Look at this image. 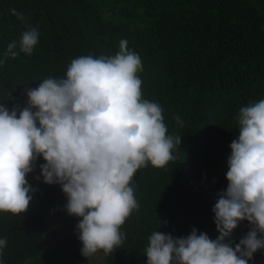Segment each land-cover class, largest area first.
<instances>
[{
  "label": "trees",
  "instance_id": "16d2710c",
  "mask_svg": "<svg viewBox=\"0 0 264 264\" xmlns=\"http://www.w3.org/2000/svg\"><path fill=\"white\" fill-rule=\"evenodd\" d=\"M29 27L39 33L32 54L17 46V57H4ZM122 39L141 58L143 98L162 107L168 134L181 137L175 160L135 173L139 209L120 229V248L99 251L106 264H147L155 230L174 238L193 228L213 240L219 235L213 207L228 185L230 144L239 136L235 117L264 99V0H0V104L26 107L27 89L63 78L76 57L114 55ZM43 163L38 157L27 175L35 189L27 212H0V238L7 240L0 264H91L81 254V218L67 214L59 184L43 182ZM47 213L70 230L52 247ZM239 240L232 232L225 242L235 247ZM248 264H264V249Z\"/></svg>",
  "mask_w": 264,
  "mask_h": 264
},
{
  "label": "clouds",
  "instance_id": "9594fccd",
  "mask_svg": "<svg viewBox=\"0 0 264 264\" xmlns=\"http://www.w3.org/2000/svg\"><path fill=\"white\" fill-rule=\"evenodd\" d=\"M38 38L29 27L8 44L4 57L31 55ZM142 68L139 54L122 39L114 55L76 57L63 78L48 77L27 89L26 107L0 104V212H27L35 191L27 175L42 157L43 182L59 184L67 214L81 218V254L110 255L120 248V229L139 209L135 173L149 164L166 166L181 144L180 136L168 134L162 107L143 98ZM235 120L239 136L230 144L228 185L213 207L218 237L195 228L179 238L155 230L144 252L147 264H248L264 249V99L241 107ZM243 220L252 227L232 247L225 240ZM6 244L0 238V256Z\"/></svg>",
  "mask_w": 264,
  "mask_h": 264
},
{
  "label": "rangeland",
  "instance_id": "374dc122",
  "mask_svg": "<svg viewBox=\"0 0 264 264\" xmlns=\"http://www.w3.org/2000/svg\"><path fill=\"white\" fill-rule=\"evenodd\" d=\"M47 222H48V228H47V234L46 238L48 241L49 247L54 246L56 243L59 242V240L66 235L70 230L69 228L64 224L63 220L56 216L53 213H47L46 214ZM251 225L247 223L245 220L239 222L238 226L233 230L235 236H237L239 239L246 236L248 231L251 229ZM260 234L258 233V236ZM261 249H259L257 252L253 254L256 255ZM91 264H106L104 259V254L97 252L94 256H91Z\"/></svg>",
  "mask_w": 264,
  "mask_h": 264
}]
</instances>
